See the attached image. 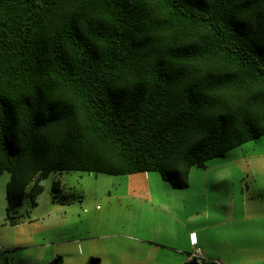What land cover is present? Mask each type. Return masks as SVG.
Wrapping results in <instances>:
<instances>
[{"label": "trees", "instance_id": "obj_1", "mask_svg": "<svg viewBox=\"0 0 264 264\" xmlns=\"http://www.w3.org/2000/svg\"><path fill=\"white\" fill-rule=\"evenodd\" d=\"M263 136L264 0H0L12 225L52 173L157 172L185 189Z\"/></svg>", "mask_w": 264, "mask_h": 264}, {"label": "rangeland", "instance_id": "obj_2", "mask_svg": "<svg viewBox=\"0 0 264 264\" xmlns=\"http://www.w3.org/2000/svg\"><path fill=\"white\" fill-rule=\"evenodd\" d=\"M9 180V173L0 179V264H48L57 256L63 264H87L92 257L101 264H185L188 254L203 253L188 242L189 229L198 227L191 226L197 221L195 205H203L208 195L227 217L238 200L243 210L245 193L255 203V237H245L248 223L240 221L239 240L214 253L221 258L215 263L264 264V136L204 169L193 168L185 189H174L157 172L52 173L42 182L38 206L26 198L14 214L15 225L7 220ZM224 216L220 213L215 222L233 234Z\"/></svg>", "mask_w": 264, "mask_h": 264}, {"label": "crops", "instance_id": "obj_3", "mask_svg": "<svg viewBox=\"0 0 264 264\" xmlns=\"http://www.w3.org/2000/svg\"><path fill=\"white\" fill-rule=\"evenodd\" d=\"M244 193L245 192L243 191V194ZM251 199H253V197L250 196V194L245 193L244 198L242 199L243 210L239 206L240 201L238 200V205L233 204L232 206L233 210L227 212L228 213L227 217L224 216L225 215L224 207L220 209L214 202L211 201L208 195L203 201V205L196 204L195 206L197 213L195 216L197 217V221H193V223L191 222V226L197 227L196 225H198L197 231L189 229V234H188L189 235L188 242L191 249L194 250V247H197L198 245L199 247L202 248L204 261L206 262L213 261L219 263L221 258L220 256H215L214 253H217V251L221 249H227L225 248L227 244L239 240L240 230L238 226L240 224V221L248 223V228L245 233V237L248 238L255 237V232L253 230L255 227L254 222L256 221L255 203L251 202ZM249 203L252 206L248 208L247 205ZM220 213L228 219L229 224L233 225L232 226L233 234H231L229 231H225L223 226L215 222L216 220L214 219V217H218ZM136 242L144 245L150 244V240H146V239H141V240L139 239ZM180 251L181 252L183 251L182 253H185L186 249L185 251L179 250V252ZM57 257H61V256H57ZM191 259H193L191 254H188L184 262L185 261L188 262Z\"/></svg>", "mask_w": 264, "mask_h": 264}, {"label": "built area", "instance_id": "obj_4", "mask_svg": "<svg viewBox=\"0 0 264 264\" xmlns=\"http://www.w3.org/2000/svg\"><path fill=\"white\" fill-rule=\"evenodd\" d=\"M192 258L193 259H195L198 263H199V261L201 260V261H204V258H203V256H202V253H201V251L200 250H196L195 251V253L192 255Z\"/></svg>", "mask_w": 264, "mask_h": 264}]
</instances>
